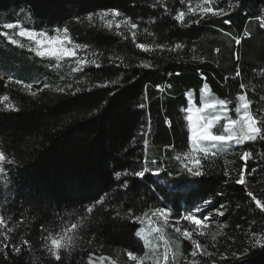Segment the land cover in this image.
Returning <instances> with one entry per match:
<instances>
[{"label":"trees","instance_id":"obj_1","mask_svg":"<svg viewBox=\"0 0 264 264\" xmlns=\"http://www.w3.org/2000/svg\"><path fill=\"white\" fill-rule=\"evenodd\" d=\"M261 19L264 0H0V23L67 28L88 62L55 67L0 38V97L18 109L0 102V264H131L128 252L143 264H264V211L247 189L264 177ZM205 84L230 119L244 95L261 133L200 153L192 177L176 157L193 149L186 110L201 108ZM201 206L213 216L198 231L185 217ZM184 231L204 247L195 259ZM65 236L57 261L51 239Z\"/></svg>","mask_w":264,"mask_h":264},{"label":"snow or ice","instance_id":"obj_2","mask_svg":"<svg viewBox=\"0 0 264 264\" xmlns=\"http://www.w3.org/2000/svg\"><path fill=\"white\" fill-rule=\"evenodd\" d=\"M204 12H212L213 15H220L223 13V9H219V11H213L210 8H204ZM113 15L118 16L120 15L118 10H106L100 14L101 19H103L107 15ZM183 13L181 12L176 19L182 20L183 19ZM89 19H91V15L89 16ZM111 21H108L106 26H111ZM17 25L13 23H8L6 25V28L12 29L16 27ZM131 27L135 29L137 27L136 24H132ZM261 27H264V19H261ZM55 31L59 34L61 32L60 28H56ZM68 29H63V39L60 38L59 35L50 37L47 33L42 31H27L22 30L20 31L19 35L21 37H28L34 41L36 44V47L32 49V51L35 52L36 56L41 58H55L57 60L61 59L62 57H74L76 56V50L80 49L81 47L86 48L87 45H74L73 49H69L65 45L70 43L68 38ZM133 35H135L133 33ZM247 35V33H245ZM40 37H43V39H40ZM10 39L11 44L16 45L18 44V41L15 39ZM47 41V43H46ZM240 41H237V44H239ZM22 47V45H21ZM179 47V45H177ZM140 49H146V46L144 44L139 45ZM78 64L83 65L85 63H88L82 58L77 59ZM91 63H95L92 61ZM99 67V65H96ZM79 70V69H75ZM237 76L240 75L239 72L236 73ZM15 83H22L21 81L17 80ZM27 89H31L33 85L31 83L25 85ZM47 87V85H45ZM71 87V85H69ZM208 85H204V89H207ZM241 88H243V85H241ZM60 92H63L64 89L60 88L57 89ZM77 93L80 92V88H76L75 90ZM31 95L35 96L36 93L32 92ZM10 97L8 95H4L0 97V102L4 103V106L8 110H16L15 106L11 103H9ZM239 100L241 102L240 106L236 108V112L240 113L243 110V115L240 117L239 120H233L229 119L225 125V133L224 134H214L213 127L218 122L221 121L222 115L226 113L227 107H226V101L224 100H212L207 101L205 100L203 102L202 108H193L188 107L187 108V121L189 122V129L191 131V141L193 146V151L191 153L186 154L188 156V159L191 161V166L189 164H184V167L186 168L187 172L192 177H200L204 173L201 171V160L197 158L196 153L197 152H203L205 155L208 154V150L205 148H201L200 145L204 142H208L212 145V147H216L217 145L227 146L229 142H233L235 145H241L246 141H253L257 138V136L261 133V128L257 126V121L252 117V115L249 114V103L245 101V96L240 95ZM141 108L144 107L143 104L140 105ZM205 110H212V112H215V115H204L202 114ZM148 141L144 140V144H147ZM249 152H245L241 159H243L245 162L250 157ZM177 160H181L180 156L176 157ZM6 157L3 151H0V173H4L5 169L3 167V163L5 162ZM8 163H11V161H8ZM150 169L148 167H144L142 170L135 171L134 175L138 178H143L147 173H149ZM243 171H241L240 178L236 181L237 184H245V177L243 174ZM254 171V170H253ZM226 174V173H225ZM124 175H128L127 172L124 173ZM227 175V174H226ZM115 177L117 180L121 177V172L117 171L115 173ZM127 185L125 184V188ZM248 196L252 198V200L255 202V205L258 206L260 209H264V203H261L259 199H257L251 192L248 193ZM96 203L100 204L103 203L102 200H97ZM210 203L209 201H204V204L207 205ZM94 208L89 207L87 209V212L91 213L93 212ZM195 211L197 213L201 212V208H196ZM155 214H159L163 217H167L169 215V210L166 208H156ZM220 216L224 215V212H219ZM185 219L189 222H192L196 226H201L202 221L198 219L195 215H193L191 212L185 217ZM207 219V217H205ZM3 217H0V224H3ZM72 229H75L77 227L76 224H72ZM179 231V229H176ZM136 235H142V232L136 233ZM183 236L188 238L191 243L195 246V249H200L201 245L197 243L195 240H192V234L188 231L183 232ZM145 243H147V237H144ZM213 239H215V236H213ZM260 240L256 239L255 243L260 244ZM27 243V241H25ZM72 243V238L70 236H65L62 238L57 239H51V247L49 248V251L51 252L52 256L59 261L60 260V250L66 249L69 247V245ZM14 251L19 252V248H14ZM128 257L132 260H137L138 258L133 255L132 252L127 253ZM192 255L195 256L196 252L193 251ZM205 255L211 256V253H205ZM103 259V257L101 258ZM165 259H167V256H165ZM89 264H91V257L89 258Z\"/></svg>","mask_w":264,"mask_h":264},{"label":"rangeland","instance_id":"obj_3","mask_svg":"<svg viewBox=\"0 0 264 264\" xmlns=\"http://www.w3.org/2000/svg\"><path fill=\"white\" fill-rule=\"evenodd\" d=\"M206 13H212V12H206ZM111 16H113V15H111ZM114 17V16H113ZM104 19H107L106 17H104ZM8 23H13V24H15V25H17L16 27H14V28H12V29H8V28H6V25L8 24ZM22 30H27V31H41V30H36V29H34V28H32V27H28V26H26L22 21H16V22H7V21H4L3 23H0V33H1V39L3 40V41H7L8 43H10L11 44V42H10V39L9 38H11V39H15V40H17L18 41V44H16V46H18V47H21V45H22V48H25L26 50H28V51H31V52H33L34 54H35V52L34 51H32V49H34L35 47H36V44L34 43V41L32 40V39H30V38H28V37H21L20 35H19V33H20V31H22ZM42 32H45V31H42ZM45 33H47V32H45ZM48 34V33H47ZM57 35H59L60 36V38L61 39H63V30H61V32L58 34L57 32H55L54 34H48V36H50V37H54V36H57ZM69 38V37H68ZM40 39H43V37H40ZM69 41H70V43H68V44H66L65 46L66 47H68L69 49H73V47H74V43L70 40V38H69ZM46 43H47V41H46ZM11 45H13V44H11ZM36 55V54H35ZM39 58H41V57H39ZM78 58H82V59H84V57H83V54L82 53H78V51L76 50V56H74V57H62L61 59H59V60H57V59H55V58H48V57H45V58H42V59H46V60H48V61H50V64H52V66H55V67H57V66H59V65H61V64H63V63H65V64H78V62H77V59ZM205 100H207V101H212V100H214V99H212V98H210L209 97V91H208V88L207 89H205V90H203V94H202V106H201V108L203 107V102L205 101ZM246 101V100H245ZM247 102V101H246ZM189 107H193V108H197V107H195V106H189ZM188 108V107H187ZM187 111V110H186ZM248 112H249V114H250V111H249V109H248ZM202 114H204V115H209V114H211V115H215L216 113L215 112H212V110H205ZM187 115H188V113H187ZM243 115V110L240 112V113H238V118H235V119H233V120H239L240 119V117ZM251 115V114H250ZM187 117V116H186ZM231 117L230 116H228L227 115V111H226V113L225 114H223L222 115V119H221V121L220 122H218L216 125H214V127H213V132H214V134H224L225 133V131H226V129H225V125H226V123H227V121L230 119ZM224 119H226V122L225 121H223ZM186 121H187V119H186ZM187 123H188V125H189V122L187 121ZM189 127V126H188ZM216 128H218L217 130L218 131H215V129ZM218 132V133H217ZM189 133H190V139H191V131H190V129H189ZM228 144H234L233 142H229ZM200 147L201 148H205V149H207L208 150V152L209 151H211L212 150V145L210 144V143H208V142H204L203 144H201L200 145ZM193 151V149H190L188 152H186L185 154H183L182 156H181V158L185 161V164H189L190 166H191V161L188 159V156L186 155V154H188V153H191ZM200 153H203V152H197L196 153V156H197V158H198V155L200 154ZM204 154V153H203ZM243 156V155H242ZM243 174H244V177H245V173L243 172ZM240 175H241V173L239 174V176H238V178H237V180L240 178ZM247 189H248V191L249 192H251L257 199H259L260 201H261V203H264V177H262V178H260L259 180H258V182L257 183H254V184H248L247 185ZM198 208H201L202 209V211L201 212H199V213H197L196 211H194V213H192L193 215H195L198 219H200L201 221H202V225L201 226H196L195 224V227L197 228V230L198 231H201L202 229H204L205 227H209L210 225H211V222H212V216L213 215H211L210 213H206V211H205V207H198ZM263 211H264V209H262ZM159 215V214H158ZM161 216V215H160ZM162 218H164V219H168L167 217L165 218V217H163V216H161ZM205 217H207V219H205ZM146 227V229L148 230V232L149 233H152V231L149 229V226L148 225H144L143 227H142V229L143 228H145ZM141 229V230H142ZM140 232V231H139ZM142 232V231H141ZM149 233H147L146 234V237H149L148 236V234ZM198 243V242H197ZM200 244V243H199ZM201 245V244H200ZM204 249V247L201 245V248L200 249H195V246H194V250L193 251H195L196 252V255L195 256H193V258L195 259L196 258V256L199 254V253H201L202 251H204L203 250ZM167 260V259H166ZM130 261L132 262L131 264H143L142 262H141V260L140 259H137V260H132V259H130ZM195 260H193V262H194ZM165 262H163L162 264H164ZM112 264H115V262H113ZM117 264V263H116ZM196 264V263H195Z\"/></svg>","mask_w":264,"mask_h":264}]
</instances>
